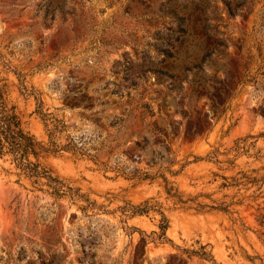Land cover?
I'll return each mask as SVG.
<instances>
[{
  "label": "rangeland",
  "instance_id": "obj_1",
  "mask_svg": "<svg viewBox=\"0 0 264 264\" xmlns=\"http://www.w3.org/2000/svg\"><path fill=\"white\" fill-rule=\"evenodd\" d=\"M208 46L191 83L153 72ZM0 84L71 187L0 159V264H264V0H0Z\"/></svg>",
  "mask_w": 264,
  "mask_h": 264
},
{
  "label": "trees",
  "instance_id": "obj_2",
  "mask_svg": "<svg viewBox=\"0 0 264 264\" xmlns=\"http://www.w3.org/2000/svg\"><path fill=\"white\" fill-rule=\"evenodd\" d=\"M171 11L176 13L178 10L175 6L171 7ZM183 20V16L181 17ZM190 22L192 24L190 25ZM196 21H192L189 18L186 20V27L184 28L187 32L189 29H195L202 27L200 24L195 25ZM183 33V28H181ZM203 35V34H202ZM172 47H175L172 45ZM214 52H216L215 47L208 46L207 48L199 47L196 50H192V52H183V58L180 57L179 48L174 51L163 50V57L156 62L155 66H153V72L155 75L167 76L172 80L178 79L183 74V81H187L191 83V80L188 79L187 72H193L194 75L198 74L203 70V63L207 57H210ZM179 58L182 59V63L177 66L175 65V61ZM149 70V69H146ZM15 71V70H14ZM15 74L18 78V86L21 93L26 95H32L36 101L37 111L41 115H45L44 112L41 111L42 100L39 97V93L35 91L31 86L28 87L24 79L20 76L19 72L15 71ZM242 83V80L237 82ZM236 84V85H237ZM199 88L195 89L197 92V97L199 95H203L207 90L203 83L198 84ZM236 87V86H235ZM234 87V88H235ZM228 91L229 98L233 96L234 92L226 89L225 87L220 88L216 91V93H211V96L222 97V93ZM215 94V95H214ZM218 94V95H217ZM221 101L224 103L225 98H221ZM226 107L222 108V111H225ZM188 133L191 135L196 134V130L194 128H188ZM248 144L246 143V139H238L235 142L234 149L237 152L246 151ZM47 151V148H44L43 145L35 139V137L26 131L21 121L16 114L13 105H8L4 96V85L0 84V159H9L11 163L14 164L15 168L19 169L25 176L32 178L34 181L39 179H44L46 184L52 189L53 193L56 194H66L68 190L71 189L70 186L65 185L57 176L53 175L46 166L42 165L38 160L37 155L39 151ZM215 157L214 151L212 155H209V158ZM150 168L154 166L156 163V158H151L150 160ZM148 172L145 171L142 174V177H148ZM154 175L161 176L166 183L167 180L164 177L163 171L160 170V166L155 170ZM248 179V177H247ZM263 179V177H262ZM261 180V178H260ZM241 183V182H240ZM169 191V188H167ZM150 207L145 203L143 205H129L128 209L122 208L123 211L127 210L130 214H141L143 212H147ZM159 232H152L151 235L141 234V239L144 243L147 242V238H151L152 241H164L167 239L165 235V231L167 229V219L162 217L158 224ZM129 229H136L134 227H130ZM141 232V230H139ZM201 250H193L194 253H197L201 256H206V252L203 249V246H200Z\"/></svg>",
  "mask_w": 264,
  "mask_h": 264
}]
</instances>
